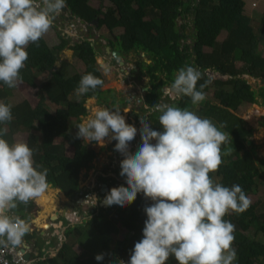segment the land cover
Returning <instances> with one entry per match:
<instances>
[{
	"label": "trees",
	"instance_id": "obj_1",
	"mask_svg": "<svg viewBox=\"0 0 264 264\" xmlns=\"http://www.w3.org/2000/svg\"><path fill=\"white\" fill-rule=\"evenodd\" d=\"M88 1L65 0V4L89 29L112 33L114 29L121 28L122 33L113 41H108L111 50L119 51L121 56L130 52L138 56L144 54L150 61L146 64L138 58L134 62L140 74L144 71L150 84V90L144 97L146 108L141 107L142 110L150 112L154 104L169 101L168 104L187 107L199 116L210 119L217 127L224 124L220 130L228 134L229 143L222 146V151L231 148V153L222 156L218 170L210 175L213 180L219 178L217 183L224 186L240 185L249 197L259 172L250 151L240 154L246 142L250 141L253 145V129L239 117L238 112L243 104H257L258 98L262 100L261 106L264 105V82L255 90L245 78L264 80V57L259 54L260 45L264 44V12L256 31L251 19L244 14V0H108L110 7L103 5L104 0H98L97 7ZM95 19L97 22L93 24ZM223 31L226 36L218 41ZM70 39L60 36L59 42L49 47L42 37L38 46L35 43L28 45V59L20 70V79L37 86L38 101L35 106H31L26 99L10 104L8 99L12 96L13 88H8L3 82H0V101L12 106V120L7 124L5 138L12 143L13 133L29 131L26 143L33 149L35 165L42 166L40 170H48V186L59 189L67 198H74L78 197L79 173L91 168L96 153L77 138L76 126L86 109L81 101L68 99L86 72L70 74L67 62L61 60L58 54L64 48H70L77 53L80 62L90 68L96 63L98 51L87 38L77 39L73 43H70ZM205 48L209 51H204ZM237 51L240 52L241 61L238 71L235 69ZM187 66L197 68L201 74L197 90H202L204 94L212 92L217 103L204 100L201 106L196 107L188 96H178L173 101L168 96L163 97L161 89L171 85L176 72ZM35 73L44 77L35 82ZM210 73L218 77L209 76ZM160 75L164 78L160 79ZM201 85H204L202 89ZM46 104L53 105L54 112L49 111ZM159 115L158 112L151 113V127L162 131ZM34 123L38 128L32 131L30 128ZM72 126L74 132L69 131ZM55 138L64 141L54 143ZM64 144L73 148L71 156L65 154ZM152 203L143 193H138L136 200L123 208L113 205L107 210L94 209L93 217L86 225L93 228L105 243H110L112 235L118 233L117 224H120L128 234L116 241L114 248L117 257L123 256L129 261L135 243L143 238L147 219L144 209ZM113 208H118V211H112L111 219L100 224L98 218H104L100 210L108 214ZM32 210L33 204L30 202L28 205L19 204L14 212L28 219ZM224 219L235 226L232 247L237 255L233 264H264V201L251 202L242 213L230 212ZM73 228L74 233L79 235L81 227ZM73 228H69L68 235L73 233ZM251 230L252 234L249 235ZM105 262L115 264V255L107 254L103 262L95 258L86 259L75 252L71 245L64 243L55 258L42 264ZM175 263L178 262L173 256L166 262Z\"/></svg>",
	"mask_w": 264,
	"mask_h": 264
},
{
	"label": "clouds",
	"instance_id": "obj_2",
	"mask_svg": "<svg viewBox=\"0 0 264 264\" xmlns=\"http://www.w3.org/2000/svg\"><path fill=\"white\" fill-rule=\"evenodd\" d=\"M67 9L65 0H0V82L8 88L17 86L28 59V45L38 46L54 18L67 22L69 34L71 26L76 34L79 24L86 25ZM200 76L193 66L181 67L164 95L173 100L188 96L193 105L199 104L204 99L203 91L197 90ZM103 83L93 73H86L76 92L84 95ZM11 108L0 101V245L15 246L21 243L28 225L13 210L43 196L48 170L35 165L33 149L26 142L10 143L5 138ZM151 111L160 113L163 130H153L142 116V145L134 154L129 145L137 129L126 122L119 107L96 108L76 126L77 138L88 143L104 146L107 137L117 141L115 150L124 157L120 175L128 187H112L104 197L105 205L123 208L134 202L138 193L154 202L144 209L143 238L123 264H166L170 256L178 264H233L237 255L232 247L235 226L224 217L230 212L242 213L251 200L240 185L224 186L210 175L218 170L222 156L231 153V148L222 151L229 143L228 134L220 130L225 125L217 127L187 107L168 103H156ZM95 259L103 261L104 254Z\"/></svg>",
	"mask_w": 264,
	"mask_h": 264
},
{
	"label": "rangeland",
	"instance_id": "obj_3",
	"mask_svg": "<svg viewBox=\"0 0 264 264\" xmlns=\"http://www.w3.org/2000/svg\"><path fill=\"white\" fill-rule=\"evenodd\" d=\"M244 1V14L251 19L252 26L257 31L260 24V16L264 12V0ZM89 3L93 6H98V0H89ZM103 5L109 7L111 6L108 0H104ZM72 19L74 20V17ZM189 20L190 19H188V21ZM53 22L54 23L52 24V27L48 31L49 34H51V39L50 41H48L49 47H53L54 45H56L51 44V42H59L60 36L64 34V38H71L70 43H73L77 39L87 38L91 41L94 48L98 51L96 55V63L90 68H86L78 59L77 53L70 48H64L58 54L61 60L67 62V67L70 70V74H81L83 72L93 73L95 76L101 78L104 81L102 86H98L95 90H90L87 94L78 95L76 91H73L68 95V99L70 101H81V105L86 109V113L80 118V123L86 120L90 112L92 110H95L96 108L106 107L112 109L114 107H119L121 110V114L125 116L127 123H130L129 120H133L129 119V114H135V112L138 111L140 118L143 116L152 124L150 115L154 111L144 112L141 108H146L144 105V97L147 94V91L150 90L148 77L144 74V71L140 74V72L134 65V62L138 58L143 59L146 64L150 63L149 59L144 54H140V56H138L133 52H130L125 56H121L120 54L118 58H113L112 55L106 50V48L108 47L107 42L113 41L115 37L119 36L122 33V29L116 28L112 33H108L106 31L96 32L93 28L89 29L87 27V24H79L78 27L81 26L82 30L77 31V33L74 34L73 29L75 26H71V34H73L71 35L64 31L68 26L65 20L62 23L61 19L54 18ZM180 23L181 21L179 20L178 24ZM67 31H69V29H67ZM187 31L188 33L191 32L190 30ZM61 32H63V34H61ZM47 36L48 35L46 33L43 38H46ZM225 36L226 33L224 31L221 32L217 38L218 41H222ZM47 38H49V36ZM190 42L191 40L188 41V43ZM204 51H209V49L205 48ZM259 54L260 56L264 57V44L260 45ZM239 58L240 52L237 51L235 60L236 71H238L241 67V61ZM57 64H59V61L57 62ZM35 74L37 75V77L35 78V82H39L44 77V75L42 76L38 73ZM209 76L218 77L215 73H210ZM163 78L164 77L160 75V79ZM245 78L247 79V81L249 80L248 83L251 85L252 89L255 90H257L264 82L252 79L250 77ZM169 86L170 85H167L161 89L163 97H165L164 90ZM12 91V96H10L8 99L10 104H15L22 99H26L31 104V106H35L38 101V97L36 94L37 86L30 85L28 81L19 79L17 82V86L13 88ZM169 100L173 101L171 97H169ZM204 100H209L212 103H217L216 100H214L212 97V92H209L208 94H204V99L199 102L196 107L201 106ZM257 101L259 104L257 103L241 105L240 111L238 112L239 117H241L253 129V136L251 138L253 145H246L244 150L240 151V154H243L246 150L250 151L251 157L254 160V164L259 172V176L255 178V187L249 194V198L252 203L264 201V105L261 106L262 100L260 98H258ZM168 102L169 101H164L162 103ZM46 105L49 111L54 112L53 105ZM258 109L260 110L259 113L257 112ZM124 110L128 111L125 112ZM132 125H134L137 129V136L130 145H133L134 148L138 149L142 145V139L140 135L142 125L138 123V120L134 124L132 123ZM37 128V125L34 123L31 125L30 129L32 131H35L37 130ZM69 131L74 132V126H72ZM28 134L29 131H17L13 133L12 142H26ZM80 139L96 153V157L91 163L90 169L81 170L79 173L78 196H80L79 199L83 200L82 206L86 208L89 207V209H99L101 208L99 207V202L102 201L101 203L103 204L104 197L109 193L110 189L112 187H116L119 182H126V178L122 177L120 173L116 174V170L120 168V163L124 157L119 151L115 150V144L117 143V141L111 140L110 137L105 138L106 143L104 144V146H101L96 142L88 143L87 141H84L82 137H80ZM63 141L64 140L62 138H55L54 143H63ZM152 143H155V140H153ZM130 145L129 147H131ZM64 150L67 156H71L73 153V148L69 147L66 144H64ZM136 151L137 150L133 151V149L130 150V152H132L133 154ZM112 173H114L115 176H112ZM101 175L106 177L107 179H100L99 177ZM218 180L219 178H214L215 182H217ZM100 188H102V191L99 194ZM58 190L59 189L48 186L43 196L39 198L38 201H34L32 211L35 213V215L37 214V218L41 219L43 216V218L46 220V216L48 214L51 215L55 211L59 212V210L64 207V204L69 206L68 203H64V195ZM90 190L94 193L92 195V199H86V195H89ZM56 193L60 198H58L57 195L54 196V194ZM95 193H97L96 200H94ZM50 197H53V203L48 205L47 210L43 204V201L47 203L50 200ZM39 203H41L44 208L40 206ZM54 203L56 205H54ZM71 207L73 206L71 205ZM102 207L108 208L107 205H102ZM107 208L105 210H107ZM81 209L82 207L79 205V207H77V211L81 212ZM112 211L117 212L118 208H113L111 211H109L108 214L105 213V211L100 210V212H102L101 215H104V218H98L99 223L102 224L106 219H111L110 217L113 214ZM33 212L32 216L34 215ZM83 214L84 213H82V215ZM78 216L81 215L78 214ZM85 218L90 220L89 215L85 216ZM117 227L118 233L112 235V240L110 241V243H105L103 238L100 237L93 228L87 227V225H84L83 228L81 227L82 230H84L83 234L80 235L78 239V243L82 245L81 255H83L84 258L89 259L95 258L97 254H104V256H106L107 254H112L115 255L116 259L117 254L114 248L115 242L124 239L128 234L127 231L120 226V224H117ZM248 234L251 235L252 230L249 231ZM67 244L70 245V243ZM104 264H106V262Z\"/></svg>",
	"mask_w": 264,
	"mask_h": 264
},
{
	"label": "crops",
	"instance_id": "obj_4",
	"mask_svg": "<svg viewBox=\"0 0 264 264\" xmlns=\"http://www.w3.org/2000/svg\"><path fill=\"white\" fill-rule=\"evenodd\" d=\"M94 7H97V6H94ZM61 16L63 17L62 14ZM66 29L64 30L65 32H66ZM79 30H81V27L79 28ZM61 34H63V32H61ZM47 35L49 36V38H47L48 37L47 36L44 39L48 44V41H50L51 39V34L47 32ZM57 43L58 41L51 42V44L53 45ZM56 195L58 197L57 193L54 194V196ZM96 195L94 196V200H96L97 198ZM53 197H50V200L47 203L43 201V204L47 210H48L47 208L48 205L53 203ZM63 198H64L63 201H65L64 203H68L69 206L64 204V207L61 210H59V212L55 211L51 215L48 214L47 215L48 217L46 216V220L43 218V216L41 219L37 218V214L35 215L33 211L29 213L28 219L23 218L28 225V231L22 237L21 243L18 246L21 247L23 251H25L27 264L29 263L42 264L46 262V260L55 258L64 243L65 244L70 243L74 251L77 252L78 254H81L82 245L78 243V239H79V236L83 234L84 230H82V228L84 225H86V222L88 221L87 219L88 217L85 218V216L89 215V219H91L93 217V213L91 210L93 209L92 208L89 209V207L86 208L82 206L83 200L79 199L80 196L78 197L76 196L74 198H67L64 195ZM31 204H34V201H31ZM78 204L82 207L81 212L77 211V207H79ZM54 205L56 204L54 203ZM71 205L73 207H71ZM44 206L42 207L44 208ZM32 212L34 213L33 216H32ZM72 213H75V215H72ZM82 213L84 214L82 215ZM14 214L19 215L21 217V214H17L15 212ZM78 214H80L81 216H78ZM79 226L82 228H80ZM73 227L80 228L78 230L80 233L79 235L74 233ZM69 228H73V230L71 231L73 233L68 235L67 232ZM175 264H178V263H175Z\"/></svg>",
	"mask_w": 264,
	"mask_h": 264
},
{
	"label": "built area",
	"instance_id": "obj_5",
	"mask_svg": "<svg viewBox=\"0 0 264 264\" xmlns=\"http://www.w3.org/2000/svg\"><path fill=\"white\" fill-rule=\"evenodd\" d=\"M72 215H75V213H72ZM123 261L128 262L123 256L117 257L115 264H123ZM0 264H27L26 253L18 245H0Z\"/></svg>",
	"mask_w": 264,
	"mask_h": 264
},
{
	"label": "flooded vegetation",
	"instance_id": "obj_6",
	"mask_svg": "<svg viewBox=\"0 0 264 264\" xmlns=\"http://www.w3.org/2000/svg\"><path fill=\"white\" fill-rule=\"evenodd\" d=\"M145 107H146V106H145ZM89 111H90V110H89ZM263 111H264V110H263ZM131 114H132V113L129 114V119H133V120H132V121L129 120V122H130L129 124H132V123L134 124L137 120H138V123L141 124V118L139 117V112H138V111L135 112V114H133L134 117H131ZM261 116H262V115H261ZM130 146H131V147H129V150H132V149H133V151H134V150H138L137 148H134L133 145H130ZM120 172H121V167H120L119 169L116 170V174H117V173H120ZM113 175H114V173H112V176H113ZM114 176H115V175H114ZM99 178H100V179H103V180L107 179L106 177H104V176H102V175H101ZM109 179H110V178H109ZM115 180H117V179H115ZM125 184H126V182H123V183H120V182H119V184L116 185V187L121 186V185L124 186ZM101 187H103V186H101ZM101 191H102V188H100V190H99V194L101 193ZM93 194H94V193L91 192V190H90V191H89V195H86V197H87L86 199H89V198L92 199V195H93ZM95 195H96V193H95ZM96 196H97V195H96ZM103 201H104V200H103ZM101 202H102V201H101ZM101 202H99V207L103 208L102 205H101V204H102ZM110 207H111V206H108V208H110ZM106 208H107V207H106ZM106 208H103V209H106ZM108 208H107V209H108ZM92 209H93V210H91V211H94V209H97V208H92Z\"/></svg>",
	"mask_w": 264,
	"mask_h": 264
},
{
	"label": "water",
	"instance_id": "obj_7",
	"mask_svg": "<svg viewBox=\"0 0 264 264\" xmlns=\"http://www.w3.org/2000/svg\"><path fill=\"white\" fill-rule=\"evenodd\" d=\"M65 8H66V7H64L63 10H64ZM81 22H83V20H82ZM96 22H97V19H95V20L93 21V24H96ZM107 52H109V53L112 55L113 58H118V57L120 56V52H119V51H117V50H110L109 47H107ZM53 68H55V66H53ZM259 80H260L261 82L264 81L263 79H259ZM248 81H249V80H248ZM131 117H134V115L131 114ZM246 145H247V146H250V145H251V142H250V141L246 142ZM101 205L106 206V205L104 204V202H103V204H101Z\"/></svg>",
	"mask_w": 264,
	"mask_h": 264
},
{
	"label": "bare ground",
	"instance_id": "obj_8",
	"mask_svg": "<svg viewBox=\"0 0 264 264\" xmlns=\"http://www.w3.org/2000/svg\"><path fill=\"white\" fill-rule=\"evenodd\" d=\"M259 111H260V110L258 109L257 112L259 113ZM257 112H256V113H257ZM262 112H263V111H262ZM36 201H38V200H36ZM39 204H40L41 206H43L41 203H39ZM46 227H47V225H46Z\"/></svg>",
	"mask_w": 264,
	"mask_h": 264
}]
</instances>
